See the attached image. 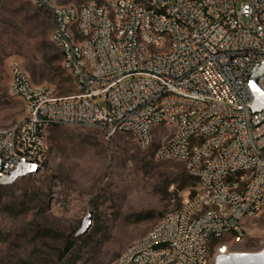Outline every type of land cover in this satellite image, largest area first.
<instances>
[{"label":"built area","instance_id":"1","mask_svg":"<svg viewBox=\"0 0 264 264\" xmlns=\"http://www.w3.org/2000/svg\"><path fill=\"white\" fill-rule=\"evenodd\" d=\"M53 23L74 94L56 98L9 63L24 116L0 127V174L20 160L42 167L51 126L126 135L195 178L165 214L111 264H216L253 254L247 222L264 216V110L252 114L248 78L264 62V0H31ZM264 95V73L257 81ZM103 103L94 107L97 99Z\"/></svg>","mask_w":264,"mask_h":264},{"label":"rangeland","instance_id":"2","mask_svg":"<svg viewBox=\"0 0 264 264\" xmlns=\"http://www.w3.org/2000/svg\"><path fill=\"white\" fill-rule=\"evenodd\" d=\"M52 29L49 13L31 0H0V127L25 114L22 101L9 92L12 61L56 98L74 94L51 43ZM102 106L98 98L94 107ZM165 134L159 130L153 147L142 150L126 135L48 127L42 170L0 187V264H111L165 214L178 210L193 185L183 163L154 159ZM87 215V229L77 235ZM244 245L251 253L264 248V216L247 222Z\"/></svg>","mask_w":264,"mask_h":264},{"label":"water","instance_id":"3","mask_svg":"<svg viewBox=\"0 0 264 264\" xmlns=\"http://www.w3.org/2000/svg\"><path fill=\"white\" fill-rule=\"evenodd\" d=\"M263 73L264 62L261 65L255 66L248 78L249 87L254 97L253 103L249 107L252 114L264 110V95L257 87L258 78ZM41 170L42 167H38L33 162L20 160L16 167L9 174H0V187L11 186L17 179L27 175L37 174ZM89 221L90 215H87L82 221L77 235L82 234L87 229ZM216 264H264V248L253 254H230L228 256L220 255L216 258Z\"/></svg>","mask_w":264,"mask_h":264},{"label":"trees","instance_id":"4","mask_svg":"<svg viewBox=\"0 0 264 264\" xmlns=\"http://www.w3.org/2000/svg\"><path fill=\"white\" fill-rule=\"evenodd\" d=\"M49 15H50V14H49ZM51 127H52V126H51ZM188 178L191 179V180L193 181V183H194V181H195V178H194V177H192V176L189 175Z\"/></svg>","mask_w":264,"mask_h":264}]
</instances>
